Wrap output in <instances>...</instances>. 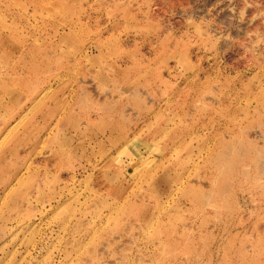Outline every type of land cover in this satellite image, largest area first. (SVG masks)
<instances>
[{"label":"rangeland","instance_id":"374dc122","mask_svg":"<svg viewBox=\"0 0 264 264\" xmlns=\"http://www.w3.org/2000/svg\"><path fill=\"white\" fill-rule=\"evenodd\" d=\"M0 264H264V0H0Z\"/></svg>","mask_w":264,"mask_h":264}]
</instances>
